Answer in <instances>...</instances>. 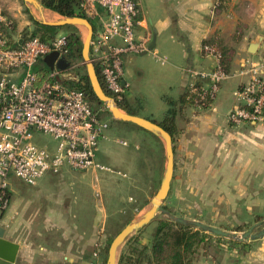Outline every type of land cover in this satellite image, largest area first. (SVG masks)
I'll use <instances>...</instances> for the list:
<instances>
[{"label": "crops", "instance_id": "crops-1", "mask_svg": "<svg viewBox=\"0 0 264 264\" xmlns=\"http://www.w3.org/2000/svg\"><path fill=\"white\" fill-rule=\"evenodd\" d=\"M137 1L144 18L141 33L150 35L149 48L156 53L155 59L162 65L169 60L172 64L153 79L148 101L135 115L157 124L168 109L165 99L178 100L192 81L206 85V79H195L190 72L214 69L216 61L203 54L202 45L217 38L226 52L229 77L219 85L209 107L187 106L176 115L174 139L184 154L190 153L199 162L196 166L206 183L200 182L196 190L208 192L209 205L220 225L216 228L243 233L253 224H261L264 216L257 210L264 209V119L233 126L227 115L238 104L236 90L248 80L240 74L244 61L260 63L264 74V0H219L218 6L217 0ZM45 10L51 17H59ZM0 12L12 22L20 19L17 0H0ZM133 55H125L122 63L126 100L132 98L126 65H146L142 60L145 55ZM151 136L148 138L158 139ZM102 139H106L105 133ZM71 172L63 169L46 175L29 189L15 190L14 196L9 189L0 227L3 238L18 246L14 264H91L112 235L105 228L107 209L115 215L133 212L129 197L128 209L121 211L117 194L127 190L120 189L109 176L93 171L91 196L85 189L66 184ZM212 238L197 250L193 264H264V236L241 243Z\"/></svg>", "mask_w": 264, "mask_h": 264}, {"label": "built area", "instance_id": "built-area-1", "mask_svg": "<svg viewBox=\"0 0 264 264\" xmlns=\"http://www.w3.org/2000/svg\"><path fill=\"white\" fill-rule=\"evenodd\" d=\"M81 9L96 23L89 58L93 66L99 67L107 90L120 100L126 92L123 57L150 53L158 59L149 48L150 35L141 33L145 26L140 5L137 0H82ZM13 31L12 21L0 12V212L8 205L10 176L33 186L44 176L63 169L111 172L95 161L108 122L92 109L85 92L74 87L78 64L67 62V68L59 70L55 64L49 69L43 62L52 52L64 58L65 34L47 43L27 37L19 45ZM204 50L215 59L214 69L190 74L208 81L203 89L214 99L229 74L220 70L215 47ZM35 64L43 69L31 72ZM242 67L240 74L247 75L248 80L236 90L238 104L227 115L233 126L263 119V66L245 60ZM196 82L190 83L191 92L196 91ZM200 98L206 99L204 95ZM41 136L49 137L53 144H41ZM91 264H98L96 257Z\"/></svg>", "mask_w": 264, "mask_h": 264}, {"label": "rangeland", "instance_id": "rangeland-1", "mask_svg": "<svg viewBox=\"0 0 264 264\" xmlns=\"http://www.w3.org/2000/svg\"><path fill=\"white\" fill-rule=\"evenodd\" d=\"M37 1L40 2V0ZM17 9L21 12V14L20 19L17 22L16 20L14 22V29L19 26V22L21 23V29L19 27L18 29L16 28L15 31H13V34L16 37H19L23 35L25 30L29 29L28 33L33 30V25L30 22L25 9H29L31 15H33L38 21L41 19L39 12L31 5L26 6L22 0H17ZM4 11L7 13L6 10ZM44 11L46 10H43V15ZM44 18L46 21H56L62 19L61 16L48 17V15ZM92 21L91 24L94 25L95 21H93L94 23ZM77 29L83 42L86 35V29L83 26H78ZM61 34H64L63 30H59L57 33V35ZM137 55L150 56H144L145 58H142L146 64L145 66L140 64L137 65L135 63L126 65L128 66L127 68L129 72L128 75L125 74V78H127L130 83L129 95L132 94V98L127 97V103L131 104L136 112H140L146 101H148V91L153 79L162 75L163 69L169 67L172 62L169 60L166 65H162L150 53L135 54L133 56ZM77 64L78 67L84 66L82 63ZM42 69L43 67L40 64H35L31 68V72L37 73ZM148 103L151 105L150 102ZM92 104L94 109H106L105 106H98L94 102ZM104 117L108 122V129L105 131L106 139L100 140L95 161L98 164L113 170L114 172H120L123 177L117 176L115 173L110 174L103 171H96V173H104L109 176L114 183L118 182L121 186L120 189H126L127 191L117 194L119 201L122 204L120 209L121 211L122 208L128 209L127 205L129 204H126V202L129 197V203L133 210L129 216H125L126 213H117L115 215L113 214V210L107 209L105 228L112 233L105 243V246H107L110 244L113 237L122 229V227H124L131 220L137 219L149 207L150 200L159 188L165 159L164 145L162 141L159 139L148 138L152 137V134H147L148 132L136 129L135 126L130 123H124L113 119L107 109L104 112ZM39 142L41 144H53L52 140L47 136H41L39 138ZM157 143L158 146H156ZM179 145L180 142L178 143V139L172 140L174 171L168 196L163 201L162 206L168 207L176 217H182L186 220L202 221L204 224L214 227L220 226L218 225V222L213 215L214 212L209 205L208 192L196 190L199 187L200 182L206 183V177H202L199 174L200 170L196 166L199 163L196 160L197 158L191 156L190 153L184 154V152L180 150ZM66 171L67 170L64 169V172ZM82 173L83 172H71L66 184L75 189H85V193L89 192L88 195L92 196L94 177L91 175L93 174V170L88 171L87 173L85 172L84 174L86 175L84 176H82ZM122 182L125 184L123 185ZM8 184L13 196L16 194L15 190L24 188L29 189L32 187L23 183L14 176H10L8 178ZM103 198L105 201L106 197L104 196ZM93 200H95V198ZM142 207L143 209L140 213L134 211V209ZM257 211H261L260 214L264 216V209L258 208ZM133 214L136 215L132 217ZM159 219H166V217L161 214H157L153 221L144 227L142 231L134 233L128 238L137 237L141 243L146 242ZM261 224L263 225L264 222ZM258 229H255L254 232ZM125 243L121 246L118 252V257L123 247H125ZM106 256L107 255H105L104 250L102 253L100 252V255L96 257L98 264H102L106 259Z\"/></svg>", "mask_w": 264, "mask_h": 264}, {"label": "trees", "instance_id": "trees-1", "mask_svg": "<svg viewBox=\"0 0 264 264\" xmlns=\"http://www.w3.org/2000/svg\"><path fill=\"white\" fill-rule=\"evenodd\" d=\"M40 2L44 9L52 11L61 17H82L87 19L91 24L92 20L89 19L81 9L82 0H40ZM25 12L29 16V20L33 25V30L25 35L24 38L36 37L42 42L47 43L57 35L59 30H63L66 38V44L63 49L64 59L70 63H82V38L77 27L71 25L63 27L44 25L31 15L29 9H25ZM12 25L14 29V22H12ZM91 25L94 30L96 28V23ZM205 47H215L217 49L220 56L218 61L219 68L225 74H229V62L226 52L222 49L217 38L203 42L202 52L204 55H206L204 50ZM94 68L102 89L109 97L114 99L117 108L127 114L135 115V110L127 103L125 95H123L120 100H117L113 94L107 90L99 72V67L95 64ZM75 73L77 81L74 87L85 92L92 109L98 112L100 117L105 119L104 112L106 109L93 108V102L98 106H104V104L99 102L94 96L90 88L85 67L80 66L76 68ZM194 88H196V91L191 92V89L188 87L176 101L165 99L168 109L163 120L157 124L171 136L172 140L175 134L174 119L177 114L181 113L183 108L192 106L204 109L209 107L213 101V98L203 89L204 84H202V82H196ZM201 95H204L206 99L202 100L200 98ZM262 118L264 119V106L262 108ZM163 208L174 215L168 207L163 206ZM212 237L218 240L236 243L224 237L206 233L192 225L176 223L167 218L159 219L146 242L141 243L137 237H131L126 240L125 247H123L119 254L117 264H193L197 250L200 247L205 248L206 245L211 242ZM108 246L109 244L104 246L101 253L104 250L105 255H107ZM105 260L102 264H105Z\"/></svg>", "mask_w": 264, "mask_h": 264}, {"label": "water", "instance_id": "water-1", "mask_svg": "<svg viewBox=\"0 0 264 264\" xmlns=\"http://www.w3.org/2000/svg\"><path fill=\"white\" fill-rule=\"evenodd\" d=\"M22 2L26 6H33L40 14V22L44 25L54 26V27H63L66 25L71 26H83L86 29V35L82 42V64L85 67L86 75L89 80L90 88L96 97V99L103 103L110 115L113 119L117 121H121L124 123H130L150 134L158 138L162 141L164 145V169L162 173V178L160 181V185L155 195L150 200L149 207L142 213L137 219L131 220L128 222L122 229L113 237L111 240L108 250L107 256L105 260V264H117L118 260V252L121 246L125 243L128 237L138 231L142 230L144 227L149 225L157 214H161L167 219L174 221L176 223L192 225L206 233L224 237L229 240H233L236 242H243L245 240H254L264 236V224H253L249 227V229L243 233L237 232H228L223 231L219 228L210 226L208 224H204L195 220H186L180 217H176L169 213L166 209L163 208V201L167 198L170 183L173 177L174 171V161H173V146H172V138L171 136L162 129L158 124L149 121L147 119L141 118L136 115H130L119 108H117L115 101L113 98L109 97L104 90L102 89L95 68L89 58V46L90 40L93 34V27L90 22L82 17H62V19L56 21H46L43 17V10H45L41 4V2L37 0H22ZM28 34V30H26L21 38L18 41L20 45L25 35ZM153 47V44H152ZM43 62L45 65L52 69L55 67L59 70H64L67 68L68 63L64 58H58V53L52 52L46 55L43 58ZM255 228H259L256 232H254ZM18 251V246L14 243H11L3 238V229L0 227V264H14L16 259V254Z\"/></svg>", "mask_w": 264, "mask_h": 264}, {"label": "bare ground", "instance_id": "bare-ground-1", "mask_svg": "<svg viewBox=\"0 0 264 264\" xmlns=\"http://www.w3.org/2000/svg\"><path fill=\"white\" fill-rule=\"evenodd\" d=\"M47 15H48V17L50 16V14L48 12L47 13L44 12V15L43 16L46 17Z\"/></svg>", "mask_w": 264, "mask_h": 264}]
</instances>
